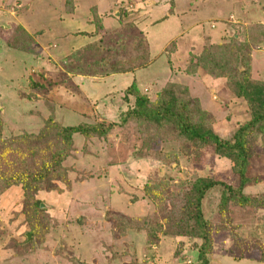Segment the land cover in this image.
<instances>
[{
    "label": "rangeland",
    "instance_id": "obj_1",
    "mask_svg": "<svg viewBox=\"0 0 264 264\" xmlns=\"http://www.w3.org/2000/svg\"><path fill=\"white\" fill-rule=\"evenodd\" d=\"M89 21L95 31L83 32ZM141 37L148 65L113 68ZM170 80L182 84L175 102L190 123L232 140L264 82V0H0V264L199 260L187 194L199 178L236 185L235 154L168 121L120 117L135 91L168 100ZM80 122L113 125L74 134L26 188L65 148L60 128ZM248 139L247 200L220 207V186L202 200L208 264H264V135Z\"/></svg>",
    "mask_w": 264,
    "mask_h": 264
},
{
    "label": "trees",
    "instance_id": "obj_2",
    "mask_svg": "<svg viewBox=\"0 0 264 264\" xmlns=\"http://www.w3.org/2000/svg\"><path fill=\"white\" fill-rule=\"evenodd\" d=\"M52 1H56V0H52ZM31 8L32 7L28 6V10L30 12H33ZM71 10H72L71 15L74 12H77L76 8H72ZM64 13L68 14L70 12L64 11ZM56 18H58V16ZM120 18L121 17H119V19ZM58 22L60 24L59 19ZM60 25H63L64 27L66 26L64 24H60ZM88 26L89 27H87V29H84L82 31L87 33L95 31L94 24L91 23L90 21L88 23ZM102 26H104L103 22H102ZM128 33H132V32L129 31ZM129 37H131V35ZM138 41L141 42V45L139 47H136L134 45L135 41L132 42V45L135 48L136 53L128 50V48L123 45V51L119 56L120 58H122L123 63L121 62V60L114 59L115 62H113L114 64H112L114 66L113 68L116 69L115 63L118 62L121 65L119 68L121 67L124 68L126 67L124 64H127L129 68H131V72H134L137 69H143L145 68L146 65H148L149 63V58L147 53L148 45L143 38L142 40L138 38ZM83 49L89 50L88 48H83ZM91 50L93 49L91 48ZM107 52L110 53L111 51L109 50ZM114 52L116 53V51H113L112 53ZM98 53L99 51L97 52V54ZM98 55H100V53ZM107 56L108 55H105L104 58H106ZM98 68H102V67L100 65H95L94 70H97L96 71L97 73H99L100 70H102ZM106 72L107 71L104 70L102 71V73H106ZM101 76L103 77V75ZM168 83L170 84L168 85L169 87H164L163 89V93L165 96L168 97V100L162 101L157 104H151L146 96L142 95L140 92L138 93L137 91H135L133 92L134 106L124 111L120 117L122 118L123 121L126 118H136L139 120L152 121L155 123H159L161 121H168L176 125L178 127V130L180 131V134L184 135L186 138L198 140L202 143H212L215 145V147L219 149L223 148L224 151L229 155L235 154V159H234L235 167H236L235 171L236 174L238 175V183H236V185H231L226 180H219L215 178L213 179L199 178L195 180V182L193 183L191 189L187 194L188 205L193 206L192 217L199 230L197 234L202 239L198 253L199 260L194 264H208V258L206 254L208 250V245L210 244L209 242L210 238L207 234L206 221L203 219L201 213L202 200L204 199L206 193L215 186L222 187V196H221L222 199L220 201V207L222 208H225L227 206L226 205L227 201L228 200L230 201L232 198H239L240 200L243 201L247 200V197L243 195L242 190L248 181V177H246V171L248 169L249 160H250L248 137L250 133L251 134L253 133V131H257L258 133L264 135V82L260 83V86L256 88L254 93V98L258 102L257 109L255 110L253 116L248 121L244 122L236 129L232 140L222 139L217 134L212 132L211 129L202 127L201 125H194L190 123L188 121L186 114L181 109L182 107H178L175 102L176 99L174 97V93L176 92L177 88L180 89L179 87H181L182 84L177 80H170ZM112 125L113 124H108V126L103 127L101 123L89 124L86 122H80L77 125L61 127L60 129L62 134L60 136L63 139L64 145L65 143L70 144L72 141V136L76 133H81V134L84 133L86 134L88 132L102 133ZM67 148L68 145H65L63 151L54 153L51 156L50 161L47 164H45V166L41 167L37 171L36 175L35 173H30V175L26 176L25 177L26 182L24 183L26 188L28 187L29 183H35L44 180L48 176L49 170L53 171L51 167L55 169V167L59 164L60 160L64 158L63 156L67 154L66 152V150H68ZM140 224H141L140 226L147 227L143 220L141 221ZM134 225H135L134 223H126V226L129 227L130 229L135 228ZM141 228L143 229V227ZM154 233H155L154 230L152 229L149 230V234L151 235V237L156 239L157 237ZM186 233L189 232H182L178 235H186Z\"/></svg>",
    "mask_w": 264,
    "mask_h": 264
}]
</instances>
